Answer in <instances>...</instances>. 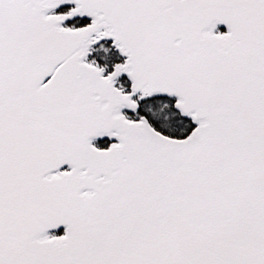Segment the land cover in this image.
<instances>
[{
	"label": "snow or ice",
	"instance_id": "obj_1",
	"mask_svg": "<svg viewBox=\"0 0 264 264\" xmlns=\"http://www.w3.org/2000/svg\"><path fill=\"white\" fill-rule=\"evenodd\" d=\"M0 264H264V0H0Z\"/></svg>",
	"mask_w": 264,
	"mask_h": 264
}]
</instances>
